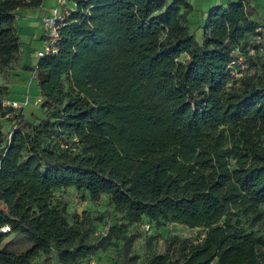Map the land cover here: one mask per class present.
<instances>
[{
  "label": "trees",
  "instance_id": "16d2710c",
  "mask_svg": "<svg viewBox=\"0 0 264 264\" xmlns=\"http://www.w3.org/2000/svg\"><path fill=\"white\" fill-rule=\"evenodd\" d=\"M43 1L0 0V72L20 62L14 12ZM72 1L56 51L22 66L45 115L30 121L5 105L0 84V117L12 121L0 127V228L10 227L0 264L39 254L40 264H88L123 238L110 226L87 241L53 196L67 187L107 196L130 223L204 229L195 242L167 238L145 264H264V59L252 45L255 72L233 78L229 67L259 22L251 0L208 9L201 42L186 0ZM11 233L29 249L1 246Z\"/></svg>",
  "mask_w": 264,
  "mask_h": 264
},
{
  "label": "rangeland",
  "instance_id": "374dc122",
  "mask_svg": "<svg viewBox=\"0 0 264 264\" xmlns=\"http://www.w3.org/2000/svg\"><path fill=\"white\" fill-rule=\"evenodd\" d=\"M189 21L195 38L197 37L196 39L200 41L197 21L194 17L189 18ZM250 38L248 47L243 46V41H241L242 44L239 43L234 47L236 49H234L235 64L233 65V71H240L241 75L238 77L233 75V78H240L257 70L258 66L255 65L256 56L249 49L253 45V35ZM186 58L185 54L178 57L182 61ZM15 68L21 69V63L18 62ZM11 74H13V77ZM14 75L10 70L0 72V84L7 86L10 92L5 99L9 102L6 105H12V102H16V108H21V114L30 121L44 116L45 113L40 108L42 98L39 92L35 91L30 75L22 77L23 83L17 82ZM11 125L12 121L7 119L6 116L0 117V127L3 133H6ZM53 196L55 200L65 205L68 222L79 224L87 231L86 240L89 242H96L110 226L121 227L119 235L123 238L113 239L111 248L95 253V256L99 258L111 257L114 264H145L147 258L164 250L167 238L178 236L190 242H195L202 237L204 232L203 228H189L178 223L155 224L147 218H143L138 223H130L122 213L113 209V206L108 203L107 196L101 195L98 200H92L86 191L75 187L56 188ZM256 232L264 235V226L257 229ZM1 246L9 251L21 253L29 249L30 242L26 236L12 233L3 238ZM259 252L264 257V248H260ZM174 254H176L175 250L171 252L172 256ZM43 258V255L39 254L34 258V261L40 264Z\"/></svg>",
  "mask_w": 264,
  "mask_h": 264
},
{
  "label": "crops",
  "instance_id": "0c3cea01",
  "mask_svg": "<svg viewBox=\"0 0 264 264\" xmlns=\"http://www.w3.org/2000/svg\"><path fill=\"white\" fill-rule=\"evenodd\" d=\"M186 1H188L194 8V11L190 14L189 18L192 19L194 17L195 21H197V25L199 26V31H200L199 33L200 41L199 40L198 41L201 42L203 38V30L201 26L205 22L206 12L212 6L220 3H225L228 0H186ZM230 1H236V0H230ZM56 2L57 0H44L43 3L38 7L21 8L14 12L18 37L20 41V63L22 66H24L25 64L28 65V64L36 63L37 60L36 48L41 46V40L36 39L41 31L39 18L43 13L47 12ZM72 2L73 1L70 0L68 3L70 9L75 8V5ZM251 4L256 9V13L253 15V19H256L258 21H264V0H251ZM10 71L15 74L14 75L15 80L20 83L24 82L22 77H25V75H30L31 81L33 83L32 85H34V89L38 93V89L36 87L35 75L33 71L24 70L22 68L21 69L14 68ZM12 75L13 74H11V76Z\"/></svg>",
  "mask_w": 264,
  "mask_h": 264
},
{
  "label": "built area",
  "instance_id": "2783aa9c",
  "mask_svg": "<svg viewBox=\"0 0 264 264\" xmlns=\"http://www.w3.org/2000/svg\"><path fill=\"white\" fill-rule=\"evenodd\" d=\"M70 0H57V2L45 13H43L39 18V23L41 26V31L37 36V40H41V46L36 48V58L41 57L47 53H52L56 51V41L58 39V28L65 20L66 16L69 14L70 7L68 5ZM74 5L75 3L72 2ZM253 45H257L258 51L264 59V21H259L253 32ZM236 48H233V51ZM251 53H255L253 47L249 48ZM235 64V59L229 63L231 69V75L238 77L241 75L240 71H233V65ZM10 93V92H9ZM9 102L4 100V104ZM13 107H17L16 102H12ZM10 230L8 225H4L0 228V232H7ZM97 253V252H96ZM43 264H55L53 261H46ZM88 264H114L112 258L109 256L101 257L92 255L88 259Z\"/></svg>",
  "mask_w": 264,
  "mask_h": 264
}]
</instances>
